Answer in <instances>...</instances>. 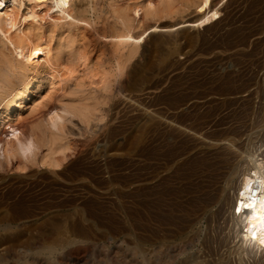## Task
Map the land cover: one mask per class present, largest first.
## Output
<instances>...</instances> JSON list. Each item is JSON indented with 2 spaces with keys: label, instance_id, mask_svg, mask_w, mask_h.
I'll list each match as a JSON object with an SVG mask.
<instances>
[{
  "label": "rangeland",
  "instance_id": "1",
  "mask_svg": "<svg viewBox=\"0 0 264 264\" xmlns=\"http://www.w3.org/2000/svg\"><path fill=\"white\" fill-rule=\"evenodd\" d=\"M224 1L218 5V8L220 7V9H222V11H220L219 18L215 19V21H213L211 24L209 23L207 25H203V26H199V27H192L193 30L190 27H183V28L176 29L177 25H181V23L183 24V22H187V21H191L192 19L193 20L196 19L195 14H193L194 12L191 13L193 11V9L189 10V12L184 11V13L183 12L177 13L175 11V12H173V14L175 13L174 15L171 13V15H169L167 18L166 17L163 18V16H160V19H159V17H154L151 14H149V17L147 18L146 16L150 12L147 9L145 10V8H146L145 7V1L144 0L137 1L138 5H140L141 7L142 6L144 7V9H141V11H140L141 13L139 14V16L142 14L140 16L141 18H139L142 20H140V23L137 24L138 27H136V28H139V30L138 29L136 30L137 32H140V31L142 32L145 28H147L148 25L151 26L153 24V22H154V24H157V25H161L163 23L162 25H164V26H168V25L171 26L170 24H173V26H174L173 29H175L177 31L175 32V30H171L172 32L171 31H165V32H159V33L158 32L157 33L156 32L151 33L150 36L147 37L145 42H144L145 46L142 45L143 43L140 44V48L136 54V57H134L132 59V61L129 62L130 64L128 63V65H127L128 67L126 66L125 70L126 71L128 70V71L126 72L124 70L123 73L121 72L122 74L118 73L117 58H116L117 56H116V52L114 50L113 44L112 45L110 44L111 41H110V38H108L109 34H110L109 31L106 29L105 26H104L105 28L103 27L104 24H103L102 20L99 19L100 21H98L97 19H95V15H93L92 13H90V14L88 13L86 15V20H88V24H86V26L84 25V28L86 27L85 32H84V28L82 29V31L81 30L79 31L80 34L78 33V31L76 32V34H75L76 39L74 42L75 43L79 42V44L74 43L75 46H73V47H75L74 48L75 50L78 48L77 51H79V47H80L83 54L86 53V57H87L86 62L89 63L87 65H88L90 70H88L87 68H85L83 66L78 67L79 69H77V71H78L77 75H78L79 79H78V77H76L78 80V81L76 80V82H78L77 84L79 86L77 88H80V89L84 88L83 90H88V88L90 86L88 82L91 80L92 76L93 75L95 76V75L99 74L100 72H102V71H100L101 69H98L99 67L97 68L98 64L102 60H105L107 63L106 64L107 67L109 65V68H107V70H108V72H110L109 75H111L110 77L112 78L111 79L112 80V88L114 89L112 91L114 92V96H113L114 98H111V100L113 99V101L109 100V101H107L108 103L106 102V104L103 106V109H104L103 117H102L101 121H99L97 123L94 121H91L92 123L89 122L88 124L84 125V123L79 122L80 119L78 117H77L78 118L77 119L74 116L72 117L70 115H64L63 120H66V121H63L65 123L62 122L60 124L62 126H65V127H63L65 129L61 128L62 126L60 125L61 130L59 128H57L59 130L55 131V132L57 133V132L61 131L60 133H62V134L65 133V135H64L65 137L62 134L59 135L60 133L59 134L57 133L59 136H61V137H57L55 139L56 141H57V139H61V141L59 140L56 143V141L54 140L57 146L54 143V144H50L52 147L54 146L53 148H51L50 145L47 148L40 147L39 151L38 150L35 151L36 153H35L34 160H30L28 162H25L19 156H12L10 158H6L5 156L3 157L1 155L2 153L0 152V264H30L35 259V257H37L36 259H38L39 264H47V262L49 263V261L51 264H54L55 261H63V262L67 261L66 262L67 264H109L106 261L104 263V260H106L107 257L113 258L114 256H117V258L120 259V260L118 259L119 262H121V263L126 262V260H127L126 263H129V264H142L143 262L141 260H144L143 258L146 259L148 257L147 258L148 260H146L149 262L148 264H157L158 263L157 261H159V259H157V257L155 256V253H154L156 249L157 250L160 249L161 251L163 250L161 253V254H163V256L160 255L158 257H160V258L164 257L165 259L167 258V260L170 259L168 261H171V262H168L164 258H163L164 260L161 259L163 262L167 261L166 263H168V264L169 263L170 264H183V263L184 264H186V263L187 264L188 263L189 264H191V263L192 264H199L201 262L200 260L202 259L201 257H203V256H205L209 259L208 260L206 258V260H205V258H203L206 261L205 263H208L210 261V263L214 264V262L216 260L222 258L224 255L227 256L230 264H235V261L238 257L232 256L231 254H228L229 244H227V247H226V239L228 238L227 236H229L228 234H230V232H229L230 231V228H229V225H230L229 222L230 221H228L229 219H227L228 218L227 213L225 212L226 209L224 210L222 208V204H223L222 201L212 204V202H213L212 196H214V194L209 191V189L215 188V189H212L213 191L212 190L211 191L215 192V194H216L217 190L219 189L218 186H220V185L222 186V184H223L222 183L223 181H221V180H223L222 178L224 177V179H225V177L226 178L230 177V175L233 172V167L230 164V162H228V164H227L225 160H222V157H221V160L219 159L218 153H216L217 150L215 149V147L210 146V148L212 147L210 149L209 147H206L205 144L213 143L214 140L215 141L216 140L221 141L222 137H223V138H226V140H224V139L222 140L224 143H227V142L231 143V144L235 145V147L242 152H246V153L255 152V153H257L259 159L264 157V71H263V69H264V0H256L257 3L255 2V0L254 1L253 0H250V1L249 0H237V1L234 0L235 3L230 5V7H227V9H223V6H220L223 3H225ZM254 6H256L257 8ZM143 10L147 11L146 16L143 14V13H145V11H143ZM142 11H143V13H142ZM143 15H144V17H142ZM187 15L189 18H187ZM169 17H170V20L168 19ZM171 17L173 18L172 20H171ZM174 17H176V18H174ZM156 18L160 21L156 20ZM144 19H145V21H144ZM148 19H151V20H148ZM187 19H189V20H187ZM150 21H152V22H150ZM155 21L157 23H155ZM167 21H169L170 23ZM144 22H145V24H147V23H149V24L146 26L144 24ZM95 23H97L98 25ZM165 23H166V25H165ZM176 23H178V24H176ZM211 25H214L213 26L214 28ZM100 27L101 28L103 27L104 29L103 28L101 29ZM143 27H144V29L141 30V28H143ZM102 30L103 31L105 30V32H102ZM180 33H182L183 35ZM77 34H79L81 36H79V35L77 36ZM100 34H102L103 36ZM146 34H144V36H143L144 38L146 37ZM165 34H167V35H165ZM168 34L170 37L168 36ZM174 34L176 35V37H174ZM156 35H157V37H156ZM167 37H169V38L167 39ZM81 38H83V41H81ZM85 38H87V39H85ZM149 38L150 39L152 38L151 39L152 41L149 40ZM154 40L155 41L157 40V41L155 42ZM80 41L82 43L84 42L83 46H82ZM148 41H150V42H148ZM159 41H161V42H159ZM168 42H169V44H168ZM230 42H232V43H230ZM86 43H87V45H86ZM145 43H147V44H145ZM108 44H110V45H108ZM153 44L154 45L156 44V45L154 46ZM77 45L78 46L80 45V46L77 47ZM84 45H86L85 48H87V49H84ZM255 45H256V47H255ZM141 48H143V49H141ZM154 48H155V51L157 49L158 50L160 49V50L159 51L157 50V52L154 53ZM81 50L79 52H81ZM113 51H114L115 55H114ZM67 52L68 51H66V53ZM87 52L89 55L87 54ZM162 52H163V57L161 56ZM66 53H64V55H63L64 57H66ZM157 54L160 56H158ZM101 56H102V59H101ZM155 56L156 57L158 56V58H157L158 61L156 60ZM160 57H162L163 61L164 60L166 61V63H165L166 66H163L164 67L163 69H161L162 67H160V66L159 67H153L154 65L158 66V63L163 62ZM88 58L91 61H94L93 62L94 64L90 60H88ZM98 58H100V59H98ZM139 59H141V60L138 61ZM169 59L171 61H169ZM258 59H260V61ZM154 61H157V62H154ZM159 61H161V62H159ZM250 61H252V62L250 63ZM152 62H154V63H152ZM148 63H150L152 66L149 64L150 66L148 67ZM155 63H157V64H155ZM90 64H92V65L90 66ZM168 64L170 67L168 66ZM248 64H250V65H248ZM94 65H95V67L92 68V66H94ZM144 66H147V69ZM150 67L153 68V70L150 69ZM256 67H258V68H256ZM130 68H133V69L135 68L136 70H138L139 73H142V74L144 73L147 77L150 76V77H148L149 79L146 78L148 82L145 81V82L139 83L138 86L135 87L136 89L131 88L130 83H132L134 80L132 79L133 78L132 74L130 76L131 79L129 77V75H130L129 73H131L130 71L133 70ZM158 68H160L161 70L160 69L158 70ZM109 69H111V70H109ZM145 69L148 71H145ZM165 69H167V70H165ZM91 70L93 71L94 74L92 73ZM251 70H252V72H251ZM111 72H112V74H111ZM238 72H240V74ZM126 73L129 74V75L127 74L128 77H127ZM123 74L126 75V78H125V75H123ZM214 75H218V76H214ZM227 75H229V76H227ZM234 75L235 76L237 75V76L235 77ZM121 76H124V78H122ZM151 77H153V78H151ZM226 77L227 78L229 77V78L227 79ZM94 79H97V77L96 78L94 77ZM131 80H133V81L131 82ZM79 82L82 83V85L79 84ZM122 82H123V84H125V82H126V84L123 85ZM222 82L223 83L225 82V83L223 84ZM71 83H69V85H72ZM119 84L120 85L122 84L121 86H123V88ZM127 84H129V85H127ZM232 85L235 87H233ZM86 86H87V88H86ZM126 86L127 87L130 86V87L125 88ZM145 86H146V88H145ZM219 86H220V88H219ZM138 87H139V89H138ZM194 87H195V89H193ZM233 88H235V89H233ZM118 89H122V92L120 90V92L117 93L116 91ZM134 90H136V91L134 92ZM66 93L67 94H65L64 95L65 97H64V96H62L61 92L59 91L56 94V97L59 96L58 99L63 100L61 103L64 102L65 104H70L71 100H69V98L71 97L74 100L75 96L72 97L70 90H68V89H66ZM59 94H61V95H59ZM128 94H129V96H128ZM224 95H226V96H224ZM231 95H232V97H231ZM115 96H116V98H115ZM173 96L176 98H174ZM127 97H132V98H130L131 100H129V98H127ZM202 97H203V100H202ZM168 98H169V100H168ZM64 99H66V101ZM77 99H78V97H76V100ZM179 99H181V101ZM201 101H203V102H201ZM206 102H208V103H206ZM145 103H147V104H145ZM202 103L203 104L205 103V104L203 105ZM207 104H209V105H207ZM213 104H215V105H213ZM217 104H218V106L216 107ZM145 105H147V106H145ZM206 105H207V107H206ZM108 107H110V108H108ZM148 109H149V111H148ZM193 110H195V111H193ZM113 111H114V113H113ZM142 111H143V113H142ZM146 112H147V115H149V113H150V115L148 116L149 118H150V116L151 117L153 116L152 118H150V120H149V118H147V115H145ZM194 113H196L197 115ZM123 114H124V116H123ZM156 114H158V115H156ZM189 115H190V117H189ZM28 116H26V117H28ZM126 116H127V118H126ZM154 116H155L156 120H155ZM182 116H183V118H182ZM202 116H204V117H202ZM144 117H145V119H144ZM193 117H195L196 119ZM130 118H131V120H130ZM153 118L155 121L153 120ZM199 118H200V120H199ZM172 119H175V120H172ZM129 120H130V122H129ZM157 120L158 121L161 120V121L156 124ZM187 120H188V122H187ZM194 120H196V121H194ZM216 121H218V122H216ZM148 122H150V123L155 122L154 126L149 127V131H148V129H146L147 127H145L146 126L145 124ZM175 122L177 124L178 123L179 124L177 125ZM189 123H191V124H189ZM212 124H214V126ZM89 125H90V127H89ZM143 125H144V127H141ZM179 126H181V128H179ZM202 126H203V128H202ZM86 127H87V130H85ZM167 127H168V129H167ZM66 128H68V129H66ZM135 128H136V130H135ZM139 128H141V129H139ZM112 129H114L115 131ZM161 129H163V131ZM217 129H219V130H217ZM67 130L73 131L75 133L73 134V132H72L73 136L70 135V133L66 134ZM106 130H109V131H106ZM80 131H81V133H80ZM85 131H88V132L86 133ZM113 131H114V135H113ZM145 131H148V132H146V134H149L148 136L145 135V133H144ZM94 132L95 133L97 132V133L95 134ZM115 132H117L116 136H115ZM227 132H229V133H227ZM78 133H79V135H78ZM83 133L85 135H83ZM135 133H136V135L134 136L135 137L134 138L132 135H134ZM106 134H107V136H106ZM140 135L143 136L142 140H141L142 142L141 141L138 142L137 145L140 148L139 147L137 148V146L135 145L136 144V138L139 137ZM214 135L215 136L217 135L216 137L218 139ZM9 136H11V135H9ZM150 136H152V138ZM208 136L211 139H209ZM162 138H163V140H162ZM230 138H231V140L228 141V139H230ZM131 139H134L135 141L131 140ZM180 139H181V141H180ZM212 139H213V141H212ZM147 142H148V144H147ZM153 142H155V143H153ZM234 142H235V144H234ZM184 143H185V145H184ZM152 144H155V145H152ZM207 146H209V145H207ZM237 146H239V147H237ZM249 146H250V148H249ZM56 148L58 149L57 151H56ZM135 148H137L138 150ZM196 148H198V149H196ZM204 148H206V149H204ZM213 148H214V150H212ZM46 149L47 150L52 149L51 151H53V152L49 151L51 154L50 153L48 154L46 152L47 151ZM180 149H181V151H180ZM208 150L213 151V152H211L213 155L210 152H208ZM163 151L165 154L164 153L162 154ZM155 153H158V154L155 155ZM52 154H54V155H52ZM171 154H173V155H171ZM186 154H187V156H186ZM45 155H46V157H45ZM49 155H52L53 157L49 156ZM146 156H147V158H146ZM183 156H185V157H183ZM213 156L215 157L214 159H213ZM47 157H49L48 158L49 160L47 159ZM50 157L54 159L53 162L57 166L53 163L50 164V160H51ZM172 157H174L176 160ZM216 157L218 158V160ZM87 159L89 160V162ZM133 159H134V161H133ZM159 159H160V161H159ZM163 159H164V161H163ZM43 160L45 162H43ZM193 160H194V162H193ZM197 160L200 161V164L198 163L199 167H197V165H196L197 164L196 162H198ZM219 160H220L221 164H224V163L225 164L221 165ZM32 161H34V162H32ZM201 161L203 163H201ZM210 161H215V164L219 165V167L215 164H213L215 166L211 165L213 162H210ZM187 162H189V163H187ZM208 162H210V163H208ZM34 163L35 164L37 163V164L35 165ZM185 163H187V164H185ZM47 164L49 166H47ZM153 164H155V165L153 166ZM189 165H191V166H189ZM203 166L205 168L208 167L209 169L211 166L215 167L213 169L211 168L212 170H210V172L211 171L213 172V173L211 172V176L213 174L216 177H218V176H223V177L222 178L219 177L221 179L220 180L218 178L216 179L213 176V178L215 179L214 180L209 175L210 174L209 169H205V170H208V171H205ZM220 166H222V167H220ZM226 167H227V169L225 170ZM95 168H97V169H95ZM196 168H197V172L194 170ZM199 168H201V170H198ZM219 168L221 171H219ZM88 169H89V171H88ZM202 169L205 172L202 171ZM230 170H232V172ZM55 171H57V172H55ZM66 171H67V173H65ZM198 171L200 173H202V175ZM214 171H216V174H214L215 173ZM217 171H219V173ZM52 172L55 175H52L53 174ZM80 172H81V174H80ZM223 172H224V175L222 174ZM92 173H93V175H92ZM134 173L135 174L137 173V174L135 175ZM169 173H170V175H169ZM196 173H198L197 177H199L201 179L197 178L194 175ZM207 173H209V174H207ZM228 173H230V174H228ZM220 174H222V175H220ZM227 174H228V177L226 176ZM89 175H90V177H89ZM185 176L188 179V181H187V179H185ZM44 177H45V179H44ZM67 177H69V178H67ZM189 177H191V179ZM66 178H67V180H66ZM165 178H167V179H165ZM203 178H204V180H202ZM210 178H211V181H209ZM239 178L240 177L238 174L231 181V187L232 188L229 190V193H228L229 196L233 195L234 192L236 191ZM111 180L113 182H111ZM162 180H163V182H162ZM194 180H196L195 186L193 185L194 183H192V182H194ZM200 180L203 181V184H201L202 181H200ZM212 180H214V181H212ZM95 181L100 182V184L95 182ZM207 181L212 184V185L210 184L211 188H210ZM119 182L121 184H119ZM142 182H144V183H142ZM213 182H215V183H213ZM216 182L217 183L219 182L218 185L216 184ZM199 183L203 187H205V186L206 187L202 188V186L199 185ZM204 183L205 184L207 183V185H204ZM40 184H42V185H40ZM48 184L50 186L53 185L52 188L49 187ZM214 184H216V187H212V186H215ZM198 185L201 187H199ZM46 186H48L50 188L51 192L49 190H47L48 187L46 188ZM172 186H174V187H172ZM186 186L188 189L186 188ZM191 186H193V187H191ZM196 186L199 188L197 189ZM68 187H70V188H68ZM225 187H226V189L228 188L227 185ZM53 188H54V191H53ZM185 188L187 190H185ZM190 188H191V190H190ZM194 188H195V190H194ZM216 188H217V190H216ZM38 189H39V191H38ZM44 189L46 190L45 193H44V191H45ZM204 189L206 191L208 190V193H207L208 195L206 194V191ZM57 190H59V191H57ZM102 190H104V191H102ZM130 192H131V194H130ZM197 192H198V196H200V197L197 196ZM41 193H44V194H41ZM47 194H50V195H47ZM166 194H171L172 196L171 195L168 196ZM202 194H203V196H201ZM205 194L207 195L208 198L205 197L206 196ZM209 194L211 195V197ZM176 195H178V196H176ZM194 195H195V198H193ZM34 197H36V198H34ZM160 197L163 199L160 200ZM201 197L206 198V199L202 200ZM40 199H41V201H40ZM186 199H187V201H186ZM200 199L203 201L204 204L201 201H199ZM22 200H24V201H22ZM26 200H28V201H26ZM169 200H170V202H168ZM188 200H190V201H188ZM206 200H207V203H206ZM60 201H61V203H60ZM191 201H193L194 205L192 204ZM171 202H173L175 204H173ZM188 202L191 204L188 205L187 204ZM199 202H200V204H199ZM52 203H54V204H52ZM146 203H148V204H146ZM151 203H153V204H151ZM168 203L170 205H168ZM208 203H211L212 206L209 205ZM29 204H30V206H29ZM198 204L200 207L199 210L202 212H200L198 210V208H199V207H197ZM42 205H44V206L42 207ZM145 205H147V206H145ZM178 205H179V207H178ZM183 205H185V206L188 205L187 206L188 208L186 207L184 209L188 210L186 212H188L189 214L185 213V211L183 209V207H185V206H183ZM206 205L208 207L206 210H204ZM17 206H19V207H17ZM20 206H22V207H20ZM169 206H171V209L169 208ZM174 206H176L175 207L176 210L178 207L177 211L175 209L174 210L172 209V207L174 208ZM189 206H191V207L195 206L196 208L195 207L191 208ZM25 207H27V208H25ZM146 207L148 209H146ZM167 208L169 210H167ZM179 209H181V210H179ZM190 209H192L191 210L192 215H195L196 211H197L198 216L197 215L192 216L189 212ZM193 210H195V211H193ZM203 210L205 211V213L203 212ZM28 211H30V212H28ZM35 211L37 212V214ZM170 211H173V212L171 213ZM146 212H148V213H146ZM162 213H164V214L167 213V214H165V216H164V214H162ZM198 213H200V214L204 213V214L199 215ZM183 214L186 215V217ZM213 214H214V216H213ZM5 215L6 216L8 215L7 216L8 219L6 218ZM166 215H167V217H170L173 220H170V218H166ZM172 215H174L175 217L173 218ZM181 215H183L184 217ZM189 215H191L190 217L191 218L193 217L194 219L192 218L193 219L192 220L189 217ZM51 216H53V217L51 218ZM131 216H133V217H131ZM154 216H156V217H154ZM187 216L189 217V219ZM23 217H25V218L23 219ZM196 217H197V219L199 217L200 218L198 220H196ZM50 218L51 219L54 218L56 220L53 219L52 220L53 222H52V221H49V220H51ZM160 218H162V219H160ZM179 218H181V219H179ZM168 219H169V221H168ZM44 220L46 222L49 221V222H47L48 224L42 223V222H45ZM119 220H121V221H119ZM191 220L192 221L195 220L194 221L195 223L193 222V225L191 224L192 223ZM184 221H186V222H184ZM50 222H52L51 223L52 225H50ZM169 222H170V224H168ZM53 223H54V225H53ZM104 223L105 224L107 223V224L105 225ZM44 224L50 226V228L48 226L44 227L45 226ZM205 225H206V227H205ZM39 226H42V228H43V229L40 228L41 231H43L44 228L48 229V230H44L43 233H40V230L38 228ZM56 226L58 227V229L57 228L53 229ZM188 226L190 228H188ZM224 226L226 228H223ZM35 227H37V228H35ZM109 228H111V229H109ZM179 230H181V231H179ZM180 232H181V234H180ZM224 232H226V233H224ZM168 233H170L172 235H170ZM193 234H195V235H193ZM192 236H194V237H192ZM139 237H140V239H139ZM142 237H144V238L142 239ZM189 237H191L193 240L191 238L189 239ZM146 239H148V240H146ZM202 239H204V240H202ZM180 240H182V241H180ZM222 240L223 241L225 240V241L223 242ZM175 241H177V242H175ZM186 241L189 243H187ZM170 244L174 245V246H171ZM126 245H127V247H126ZM135 245H137L141 249L140 251H142V252L140 253V256L138 255V257H136V258L135 257L132 258V257H130L131 253H130V250H128V249H130L131 247H135ZM160 245H162V246H160ZM183 245L185 248L183 247ZM47 248L48 249L49 248H56L57 252H55L54 254L49 256L47 250H45ZM172 248H173V250H172ZM182 249H183V252H182ZM225 249H227V250H225ZM120 250H121V252H120ZM177 250L178 251L181 250L180 251L181 253H179ZM195 250H196V252H195ZM17 251H19V252L17 253ZM20 251H22V252H20ZM36 251L37 252L43 251L45 253L42 252L40 256H35L34 253H36ZM122 251H123V253H122ZM169 252L171 253V255H169L170 254ZM193 252H194V254H193ZM174 253H178L177 254L178 256L175 257L176 254H174ZM198 253L200 254V256ZM173 254H174V256H173ZM192 254L193 255L196 254L197 256L195 255L196 256L195 257ZM20 255H21V257H20ZM118 255H119V257H118ZM213 255H214V257H213ZM229 255H231V257ZM184 256L187 260H185ZM186 256H188V257H186ZM225 256H224V258H225ZM194 257L195 258L200 257L201 258L199 260L200 262L198 261L199 263H197V260L199 258H197V260H196V259H194ZM121 258H123V260L124 259L125 260L123 261V260H121ZM182 258H183V260H182ZM211 258L213 260H210ZM171 259H173V260H171ZM203 259H202V263L204 261ZM30 260H32V261H30ZM52 260H54L53 263H52ZM188 260H189V262H187ZM132 261H134V262H132ZM126 263H123V264H126Z\"/></svg>",
  "mask_w": 264,
  "mask_h": 264
},
{
  "label": "bare ground",
  "instance_id": "2",
  "mask_svg": "<svg viewBox=\"0 0 264 264\" xmlns=\"http://www.w3.org/2000/svg\"><path fill=\"white\" fill-rule=\"evenodd\" d=\"M139 1V0H137ZM136 0H0V152L2 153L1 155L6 158H10L12 156H19L21 159H23L25 162H28L30 160H34L35 157V151L40 149V147H45L47 148L50 144H54L55 143V139L57 137H61L59 135H61L62 133L60 132H55L58 131L60 129V123H62L63 121V116L64 115H70V116H74L75 118H79L80 119V123H84V125L88 124L91 121L94 122H99L101 121L103 114H104V109L103 106L106 104L107 101L111 100V98H114V92L112 90H114L112 88V78L110 77L111 75H109L110 72H108L107 68H109V65L107 67V63L105 60H100L101 62L98 64L97 68L101 69L100 72L99 70V74L97 75H93V71H92V78L91 80L88 82L89 83V88L88 90H83L84 88H77L79 85L77 84L78 82H76L78 77V71L77 69H79V66H83L85 68H87L88 70L89 67L86 62V53L83 54L82 50L80 49V45L77 47H79V51L81 50V52L77 51V49L75 50L73 46H75V44H79V42H74L76 39V32L81 30L84 28V25L86 26V24H88V20H86V15L89 13H92L93 15H95V19H97L98 21L102 20L103 22V27L105 26L106 29L109 31V37L110 41H111V45L113 44L114 50L116 52V58H117V67H118V73L122 74L123 71L126 69V66L128 65L129 62L132 61V59L134 57H136V54L140 48V44L143 43L142 45H144V42L146 40L147 37L150 36L151 33L154 32H165V31H171V30H175L173 29L174 26L173 24H170L171 26H164V25H157V24H153L151 26H149L147 24H144L147 26V28L144 29L141 28V30H143L141 33L137 32L136 30L139 28L138 27V23H140L139 19L141 18L139 14L141 13V9H144V7L142 8L140 5H138ZM145 1V10L147 9L150 13H148V15L146 16L147 11H145V13H142L148 18L149 14H151L154 17H159L163 16L164 17H168L169 15H171V13L173 14V12H189V10L193 9V11L191 13L195 14V20H191V21H187V22H183V24L181 23V25H177V28H183V27H190L192 29V27H199V26H203V25H207V24H211L213 21H215V19L219 18V14L220 11H222V9H220V7L218 8V5L223 2L224 0H144ZM237 1V0H236ZM250 1V0H249ZM254 1V0H253ZM225 3H223L220 6H223V9H227V7H230V5L234 4L235 1L233 0H225ZM239 2V1H238ZM256 2V0H255ZM254 2V3H255ZM261 2V1H260ZM140 3V2H139ZM144 3V2H143ZM257 3V2H256ZM141 4V3H140ZM253 4V3H252ZM259 4V3H258ZM254 5V4H253ZM237 6V5H236ZM234 7V6H233ZM256 7V6H254ZM257 8V7H256ZM188 10V11H187ZM233 10V9H232ZM175 14V13H174ZM173 14V15H174ZM180 14V13H179ZM144 15L142 17H144ZM182 15V14H181ZM184 16V15H183ZM151 17V16H150ZM153 17V18H154ZM173 17V16H172ZM171 17V20L173 19ZM176 18V17H174ZM184 18V17H183ZM187 18L188 15H187ZM90 19V18H89ZM100 19V20H99ZM139 19V20H138ZM170 20V17L168 18ZM191 19V18H190ZM151 20V19H148ZM156 20H158L156 18ZM177 20V19H176ZM179 20V19H178ZM184 20V19H183ZM189 20V19H187ZM92 21V20H91ZM97 21V22H98ZM139 21V22H138ZM145 21V19H144ZM154 21V20H153ZM160 21V20H158ZM162 21V20H161ZM230 21V20H229ZM228 21V22H229ZM152 22V21H150ZM169 22V21H167ZM166 22V23H167ZM176 22V21H175ZM178 22V21H177ZM181 22V21H180ZM219 22V21H218ZM91 23V22H90ZM155 23H157L155 21ZM165 23V25H166ZM170 23V22H169ZM172 23V22H171ZM97 24V23H95ZM100 24V25H101ZM143 24V23H142ZM178 24V23H176ZM175 24V25H176ZM92 25V24H91ZM98 25V24H97ZM99 25V26H100ZM216 25V24H215ZM88 26V25H87ZM212 27L214 25H211ZM97 27V26H96ZM102 27V28H103ZM104 27V28H105ZM206 27V26H205ZM218 27V26H217ZM86 28V27H85ZM85 28H84V32H85ZM94 28V27H93ZM101 28V27H100ZM101 28V29H102ZM103 28V29H104ZM136 28V29H135ZM189 28V29H190ZM214 28V27H213ZM105 29V30H106ZM186 29V28H185ZM190 29V30H191ZM105 30L102 32H105ZM181 30V29H180ZM189 30V31H190ZM193 30V29H192ZM219 30V29H218ZM149 31V32H148ZM177 30H175L176 32ZM83 32V33H84ZM148 32V33H147ZM172 32V31H171ZM107 33V32H106ZM147 33V34H146ZM184 33V32H183ZM80 34V33H79ZM77 34V36L79 35ZM89 34V33H88ZM144 34H146V37L144 38ZM182 34V33H180ZM91 35V34H90ZM102 35V34H100ZM158 35V34H157ZM156 35V37H157ZM167 35V34H165ZM178 35V34H177ZM183 35V34H182ZM244 35V34H243ZM81 36V35H79ZM85 36V35H84ZM103 36V35H102ZM169 36V34H168ZM181 36V35H180ZM86 37V36H85ZM152 37V36H151ZM154 37V36H153ZM170 37V36H169ZM167 37V39L169 38ZM174 37H176V35L174 34ZM184 37V36H183ZM227 37V36H226ZM80 38V37H79ZM94 38V37H93ZM166 38V37H165ZM164 38V39H165ZM186 38V37H185ZM250 38V37H249ZM87 39V38H85ZM152 39V38H151ZM149 38V40H151ZM242 39V38H241ZM244 39V38H243ZM79 40V39H78ZM95 40V39H94ZM227 40V39H226ZM81 41H83V38H81ZM80 41V42H81ZM85 41V40H84ZM102 41V40H101ZM109 41V42H110ZM152 41V40H151ZM155 41V40H154ZM157 41V40H156ZM155 41V42H156ZM225 41V40H224ZM150 42V41H148ZM147 42V43H148ZM161 42V41H159ZM222 42V41H221ZM262 42V41H261ZM75 43V44H74ZM88 43V42H87ZM86 43V45H87ZM91 43V42H90ZM103 43V42H102ZM145 43V44H147ZM171 43V42H170ZM189 43V42H188ZM232 43V42H230ZM82 46L84 44V42L82 43ZM108 44V45H110ZM169 44V42H168ZM229 44V43H228ZM235 44V43H234ZM259 44V43H258ZM86 45H84V49ZM154 45V44H153ZM156 45V44H155ZM154 45V46H155ZM160 45V44H159ZM220 45V44H219ZM226 45V44H225ZM232 45V44H231ZM240 45V44H239ZM145 46V45H144ZM162 46V45H161ZM188 46V45H187ZM237 46V45H236ZM142 47V46H141ZM157 47V46H156ZM159 47V46H158ZM256 47V45H255ZM83 49V48H82ZM83 49V50H84ZM143 49V48H141ZM162 49V48H161ZM232 49V48H231ZM112 50V49H111ZM158 50V49H157ZM157 50L155 51L154 48V53L157 52ZM160 50V49H159ZM158 50V51H159ZM66 51H68L66 53ZM162 51V50H161ZM165 51V50H164ZM227 51V50H226ZM229 51V50H228ZM231 51V50H230ZM257 51V50H256ZM85 52V51H84ZM64 53H66V57H64ZM107 53V52H106ZM109 53V52H108ZM114 53V51H113ZM165 53V52H164ZM88 54V52H87ZM102 54V53H101ZM142 54V53H141ZM144 54V53H143ZM89 55V54H88ZM115 55V53H114ZM140 55V54H139ZM138 55V56H139ZM158 55V54H157ZM109 56V55H108ZM160 56V55H158ZM158 56L156 57V60L158 61ZM163 57V52L162 55ZM169 56V55H168ZM100 57V56H99ZM142 57V56H141ZM162 57H160L162 59ZM165 57V56H164ZM252 57V56H251ZM250 57V58H251ZM90 58V57H89ZM88 58V60H90ZM149 58V57H148ZM231 58V57H230ZM234 58V57H233ZM100 59V58H98ZM102 59V56H101ZM138 59V58H137ZM160 59V60H161ZM221 59V58H220ZM235 59V58H234ZM87 60V61H88ZM114 60V59H113ZM141 59H139L138 61H140ZM149 60V59H148ZM151 60V59H150ZM229 60V59H228ZM241 60V59H240ZM249 60V59H248ZM260 61V59H258ZM91 61V60H90ZM89 61V62H90ZM99 61V60H98ZM153 61V60H152ZM154 61V62H157ZM163 61V59H162ZM169 61H171L169 59ZM218 61V60H217ZM257 61V60H256ZM255 61V62H256ZM92 63L94 61H91ZM96 62V61H95ZM113 62V61H112ZM152 62V63H154ZM161 62V61H159ZM252 61H250L251 63ZM166 61L164 60L161 63H158V66H153V67H162L161 69H163V66L165 65ZM168 63V62H167ZM220 63V62H219ZM94 64V63H93ZM130 64V63H129ZM140 64V63H139ZM150 63H148V67L151 65H149ZM157 64V63H155ZM160 64V65H159ZM216 64V63H215ZM92 64H90L91 66ZM96 65V64H95ZM92 66L93 67H95ZM250 65V64H248ZM111 66V65H110ZM152 66V65H151ZM169 66V64H168ZM128 67V66H127ZM133 67V66H132ZM147 69V66H144ZM170 67V66H169ZM253 67V66H252ZM84 68V69H85ZM116 68V67H115ZM258 68V67H256ZM86 69V70H87ZM96 69V68H95ZM133 69V68H130ZM145 71H148L146 70ZM150 69L153 70V68L150 67ZM160 68H158L159 70ZM160 69V70H161ZM111 70V69H109ZM155 70V69H154ZM167 70V69H165ZM259 70V69H258ZM261 70V69H260ZM85 71V70H84ZM90 71V72H91ZM95 71V70H94ZM117 71V70H116ZM115 71V72H116ZM126 71V70H125ZM128 71V70H127ZM126 71V72H127ZM264 71V69H263ZM88 72V71H87ZM122 72V73H121ZM131 73H126V75L128 74L129 77L131 76V74L133 75V80H131L132 83H130L131 88H135L138 86L139 83L145 82L147 81L146 78L150 77V76H146L144 73V76L142 73H139L138 70H136L135 68L130 71ZM151 72V71H150ZM153 72V71H152ZM252 72V70H251ZM255 72V71H254ZM89 73V72H88ZM96 73V72H95ZM114 73V72H113ZM158 73V72H157ZM162 73V72H161ZM221 73V72H220ZM224 73V72H223ZM240 74V72H238ZM237 73V74H238ZM112 74V72H111ZM234 74V73H233ZM89 75V74H88ZM125 75V74H123ZM125 75V78H126ZM127 75V77H128ZM224 75V74H223ZM232 75V74H231ZM154 76V75H153ZM214 76H218V75H214ZM229 76V75H227ZM235 76V75H234ZM237 76V75H236ZM235 76V77H236ZM94 77L97 79H94ZM122 78H124V76H121ZM220 77V76H219ZM231 77V76H230ZM234 77V78H235ZM244 77V76H243ZM153 78V77H151ZM227 78V77H226ZM229 78V77H228ZM227 78V79H228ZM79 79V77H78ZM131 79V77H130ZM149 79V78H148ZM236 79V78H235ZM121 80V79H120ZM127 80V79H126ZM209 80V79H208ZM234 80V79H233ZM245 80V79H244ZM78 81V80H77ZM153 81V80H152ZM211 81V80H210ZM224 81V80H223ZM226 81V80H225ZM229 81V80H228ZM72 82V83H71ZM127 82V81H126ZM125 82V84H126ZM130 82V81H129ZM148 82V81H147ZM214 82V81H213ZM217 82V81H216ZM246 82V81H245ZM69 83H71L72 85H69ZM180 83V82H179ZM223 83V82H222ZM225 83V82H224ZM223 83V84H224ZM249 83V82H248ZM79 84L82 85V83L79 82ZM85 84V83H84ZM116 84V83H115ZM123 84V82H122ZM121 84V85H122ZM123 84V85H125ZM156 84V83H155ZM208 84V83H207ZM206 84V85H207ZM120 85V84H119ZM120 85V86H121ZM129 85V84H127ZM141 85V84H140ZM178 85V84H177ZM84 86V85H83ZM119 86V87H120ZM129 86V87H130ZM151 86V85H150ZM153 86V85H152ZM157 86V85H156ZM203 86V85H202ZM209 86V85H208ZM233 86V85H232ZM231 86V87H232ZM67 87V88H66ZM123 88V86H121ZM129 87H125V88H129ZM235 87V86H233ZM87 88V86H86ZM85 88V89H86ZM124 88V89H125ZM130 88V89H131ZM146 88V86H145ZM206 88V87H205ZM220 88V86H219ZM225 88V87H224ZM229 88V87H228ZM247 88V87H246ZM66 89L70 90V93L73 96H75L74 100L71 98H69V100H71L70 104H65L64 102L61 103L63 100H59L56 94L60 91L62 96H64L66 93ZM136 89V88H135ZM139 89V87H138ZM172 89V88H171ZM195 89V87L193 88ZM235 89V88H233ZM122 89H118L116 92L119 93ZM142 90V89H141ZM153 90V89H152ZM232 90V89H231ZM131 91V90H130ZM136 90H134L135 92ZM145 91V90H144ZM156 91V90H155ZM171 91V90H170ZM186 91V90H185ZM208 91V90H207ZM236 91V90H235ZM256 91V90H255ZM254 91V92H255ZM178 92V91H177ZM205 92V91H204ZM138 93V92H137ZM180 93V92H179ZM234 93V92H233ZM59 94V95H61ZM149 94V93H148ZM162 94V93H161ZM70 95V94H69ZM242 95V94H241ZM67 96V95H66ZM129 96V94H128ZM152 96V95H151ZM164 96V95H163ZM175 96V95H174ZM173 96V97H174ZM179 96V95H178ZM213 96V95H212ZM217 96V95H216ZM226 96V95H224ZM240 96V95H239ZM65 97V96H64ZM63 97V98H64ZM76 97H78V99L76 100ZM120 97V96H119ZM193 97V96H192ZM198 97V96H197ZM204 97V96H203ZM202 97V100H203ZM232 97V95H231ZM62 98V97H61ZM116 98V96H115ZM129 98V100H131L130 98L132 97H127ZM155 98V97H154ZM157 98V97H156ZM176 98V97H174ZM183 98V97H182ZM181 98V99H182ZM200 98V97H199ZM229 98V97H228ZM242 98V97H241ZM141 99V98H140ZM163 99V98H162ZM181 99H179L181 101ZM192 99V98H191ZM194 99V98H193ZM196 99V98H195ZM212 99V98H211ZM235 99V98H234ZM239 99V98H238ZM66 101V99H64ZM119 100V99H118ZM164 100V99H163ZM169 100V98H168ZM174 100V99H173ZM172 100V101H173ZM113 101V99L111 100ZM116 101V100H115ZM142 101V100H141ZM156 101V100H155ZM160 101V100H159ZM171 101V102H172ZM187 101V100H186ZM205 101V100H204ZM228 101V100H227ZM123 102V101H122ZM137 102V101H136ZM145 102V101H144ZM154 102V101H153ZM170 102V103H171ZM203 102V101H201ZM108 103V102H107ZM143 103V102H142ZM175 103V102H174ZM173 103V104H174ZM181 103V102H180ZM208 103V102H206ZM212 103V102H211ZM225 103V102H224ZM244 103V102H243ZM113 104V103H112ZM147 104V103H145ZM149 104V103H148ZM158 104V103H157ZM166 104V103H165ZM198 104V103H197ZM196 104V105H197ZM203 104V103H202ZM205 104V103H204ZM203 104V105H204ZM245 104V103H244ZM115 105V104H114ZM126 105V104H125ZM134 105V104H133ZM169 105V104H168ZM171 105V104H170ZM209 105V104H207ZM206 105V107H207ZM215 105V104H213ZM227 105V104H226ZM243 105V104H242ZM123 106V105H122ZM147 106V105H145ZM155 106V105H154ZM153 106V107H154ZM157 106V105H156ZM166 106V105H165ZM175 106V105H174ZM218 106V104L216 105V107ZM222 106V105H221ZM112 107V106H111ZM199 107V106H198ZM215 107V108H216ZM225 107V106H224ZM110 108V107H108ZM151 108V107H150ZM175 108V107H174ZM213 108V107H212ZM125 109V108H124ZM218 109V108H217ZM226 109V108H225ZM239 109V108H238ZM106 110V109H105ZM111 110V109H110ZM120 110V109H119ZM128 110V109H127ZM138 110V109H137ZM171 110V109H170ZM133 111V110H132ZM149 111V109H148ZM156 111V110H155ZM161 111V110H160ZM184 111V110H183ZM195 111V110H193ZM206 111V110H205ZM117 112V111H116ZM120 112V111H119ZM158 112V111H157ZM164 112V111H163ZM167 112V111H166ZM179 112V111H178ZM187 112V111H186ZM222 112V111H221ZM228 112V111H227ZM28 113V114H27ZM114 113V111H113ZM143 113V111H142ZM141 113V114H142ZM152 113V112H151ZM161 113V112H160ZM159 113V114H160ZM172 113V112H171ZM192 113V112H191ZM215 113V112H214ZM217 113V112H216ZM245 113V112H244ZM27 114V115H26ZM111 114V113H110ZM155 114V113H154ZM173 114V113H172ZM196 114V113H194ZM207 114V113H206ZM232 114V113H231ZM238 114V113H237ZM28 117H26V116ZM107 115V114H106ZM129 115V114H128ZM143 115V114H142ZM147 115V112L146 114ZM150 115V113H149ZM147 115V118H149ZM158 115V114H156ZM161 115V114H160ZM159 115V116H160ZM163 115V114H162ZM169 115V114H168ZM178 115V114H177ZM192 115V114H191ZM197 115V114H196ZM205 115V114H204ZM219 115V114H218ZM124 116V114H123ZM139 116V115H138ZM158 116V117H159ZM180 116V115H179ZM223 116V115H222ZM153 117V116H152ZM150 116V118H152ZM162 117V116H161ZM168 117V116H167ZM190 117V115H189ZM204 117V116H202ZM246 117V116H245ZM77 118V119H78ZM116 118V117H115ZM127 118V116H126ZM149 118V120H150ZM155 118V116H154ZM153 118V120H154ZM181 118V117H180ZM183 118V116H182ZM195 118V117H193ZM201 118V117H200ZM199 118V120H200ZM210 118V117H209ZM219 118V117H218ZM227 118V117H226ZM236 118V117H235ZM145 119V117H144ZM158 119V118H157ZM160 119V118H159ZM169 119V118H168ZM196 119V118H195ZM213 119V118H212ZM231 119V118H230ZM105 120V119H104ZM111 120V119H110ZM109 120V121H110ZM131 120V118H130ZM129 120V122H130ZM156 120V118H155ZM154 120V121H155ZM175 120V119H172ZM177 120V119H176ZM186 120V119H185ZM125 121V120H124ZM161 121V120H160ZM160 121H156V124ZM164 121V120H163ZM179 121V120H178ZM184 121V120H183ZM196 121V120H194ZM126 122V121H125ZM128 122V123H129ZM185 122V121H184ZM188 122V120H187ZM191 122V121H190ZM193 122V121H192ZM199 122V121H198ZM218 122V121H216ZM215 122V123H216ZM240 122V121H239ZM65 123V122H63ZM92 123V122H91ZM122 123V122H121ZM139 123V122H138ZM141 123V122H140ZM155 123V122H154ZM154 123H144L147 127L146 129H148L149 131V127L154 126ZM176 123V122H175ZM183 123V122H182ZM209 123V122H208ZM229 123V122H228ZM177 124V123H176ZM179 124V123H178ZM177 124V125H178ZM186 124V123H185ZM191 124V123H189ZM219 124V123H218ZM234 124V123H233ZM92 125V124H91ZM95 125V124H94ZM93 125V126H94ZM97 125V124H96ZM99 125V124H98ZM169 125V124H168ZM193 125V124H192ZM214 126V124H212ZM224 125V124H223ZM59 126V127H58ZM62 126V125H61ZM83 126V125H82ZM113 126V125H112ZM188 126V125H187ZM209 126V125H208ZM232 126V125H231ZM65 126H62L61 128H63ZM67 127V126H66ZM84 127V126H83ZM82 127V128H83ZM90 127V125H89ZM96 127V126H95ZM141 127H144L141 126ZM185 127V126H184ZM220 127V126H219ZM59 128V129H57ZM92 128V127H91ZM97 128V127H96ZM100 128V127H99ZM109 128V127H108ZM158 128V127H157ZM179 128H181V126H179ZM186 128V127H185ZM184 128V129H185ZM190 128V127H189ZM194 128V127H193ZM196 128V127H195ZM198 128V127H197ZM203 128V126H202ZM216 128V127H215ZM218 128V127H217ZM65 129V128H63ZM62 129V130H63ZM68 129V128H66ZM80 129V128H79ZM95 129V128H94ZM141 129V128H139ZM164 129V128H163ZM163 129H161L163 131ZM168 129V127H167ZM200 129V128H199ZM213 129V128H212ZM227 129V128H226ZM240 129V128H239ZM61 130V129H60ZM73 130V129H72ZM84 130V129H83ZM87 130V127L86 129ZM114 130V129H112ZM136 130V128H135ZM143 130V129H142ZM165 130V129H164ZM186 130V129H185ZM191 130V129H190ZM209 130V129H208ZM215 130V129H214ZM219 130V129H217ZM65 131V130H64ZM82 131V130H81ZM80 131V133H81ZM93 131V130H92ZM109 131V130H106ZM115 131V130H114ZM114 131H113V135H114ZM145 131V135H149L146 134ZM156 131V130H155ZM161 131V132H162ZM194 131V130H193ZM192 131V132H193ZM200 131V130H199ZM207 131V130H206ZM205 131V132H206ZM66 132V131H65ZM73 131H68L66 134L72 135ZM79 132V131H78ZM86 133L88 131H85ZM105 132V131H104ZM118 132V131H117ZM115 132V136L116 133ZM135 132V131H134ZM154 132V131H153ZM175 132V131H174ZM202 132V131H201ZM217 132V131H216ZM222 132V131H221ZM230 132V131H229ZM227 132V133H229ZM75 132H73L74 134ZM95 133V132H94ZM97 133V132H96ZM95 133V134H96ZM109 133V132H108ZM143 133V134H144ZM188 133V132H187ZM194 133V132H193ZM212 133V132H211ZM112 134V133H111ZM110 134V135H111ZM138 134V133H137ZM152 134V133H151ZM150 134V135H151ZM158 134V133H157ZM167 134V133H166ZM172 134V133H171ZM186 134V133H185ZM202 134V133H201ZM207 134V133H206ZM11 135V136H9ZM63 136L65 135L62 134ZM77 135V134H76ZM79 135V133H78ZM83 135H85L83 133ZM136 135V133L134 135H132L133 137ZM178 135V134H177ZM197 135V134H196ZM62 136V137H63ZM73 136V135H72ZM107 136V134H106ZM112 136V135H111ZM155 136V135H154ZM161 136V135H160ZM188 136V135H187ZM191 136V135H190ZM198 136V135H197ZM202 136V135H201ZM205 136V135H204ZM215 136V135H214ZM217 136V135H216ZM215 136V137H216ZM65 137V136H64ZM63 137V138H64ZM132 137V138H133ZM142 135H140L139 137L136 138V146L137 148L139 147L137 144L138 142H140L142 140ZM145 137V136H144ZM152 138V136H150ZM158 137V136H157ZM165 137V136H164ZM196 137V136H195ZM209 137V136H208ZM212 137V136H211ZM226 137V136H225ZM62 138V139H63ZM131 138V137H130ZM135 138V137H134ZM174 138V137H173ZM177 138V137H176ZM205 138V137H204ZM214 138V137H213ZM217 138V137H216ZM228 138V137H227ZM232 138V137H231ZM228 139V141L231 140ZM91 139V138H90ZM150 139V138H149ZM160 139V138H159ZM184 139V138H183ZM182 139V140H183ZM209 139H211L209 137ZM218 139V138H217ZM226 140V138L222 137V140ZM55 140V141H54ZM61 141V139H57V141ZM134 140V139H131ZM151 140V139H150ZM163 140V138H162ZM171 140V139H170ZM193 140V139H192ZM218 141V140H214L213 143H209V144H205L206 147L212 146L215 147V149L217 150L216 153H218V157L221 160H225L226 163L228 164V162H230V164L233 167V172L232 170H230L232 172V174L230 175V177H228V173L226 176L228 178L223 176H214L212 174L211 176V172L210 170H212L215 167H210V169L207 167L205 168L204 166V170L205 169H209V174L212 178L213 176L217 179H220L219 177H223L221 181H223L221 184L222 186H218L219 189L217 190L216 194L215 192H212V189L215 188H211V183L208 184L210 186L211 189H209V191L211 193L214 194L213 199H212V204L217 203L222 201V208L225 210V212L227 213V219H229L228 221H230V234H228L229 236H227L226 238V247L227 244H229V252L228 254H231L232 256H236L238 257L235 261V264H264V157L262 158H258L257 153L255 152H242L239 149H237L235 147V145L231 144V143H224L223 141ZM234 140V139H233ZM54 141V142H53ZM56 141V143H57ZM135 141V140H134ZM156 141V140H155ZM181 141V139H180ZM188 141V140H187ZM198 141V140H197ZM208 141V140H207ZM210 141V140H209ZM213 141V139H212ZM211 141V142H212ZM142 142V141H141ZM162 142V141H161ZM171 142V141H170ZM190 142V141H189ZM55 143V145H56ZM133 143V142H132ZM144 143V142H143ZM155 143V142H153ZM180 143V142H179ZM148 144V142H147ZM158 144V143H157ZM162 144V143H161ZM168 144V143H167ZM174 144V143H173ZM176 144V143H175ZM204 144V143H203ZM235 144V142H234ZM251 144V143H250ZM253 144V143H252ZM142 145V144H141ZM155 145V144H152ZM165 145V144H164ZM172 145V144H171ZM185 145V143H184ZM197 145V144H196ZM209 145V146H207ZM51 146V145H50ZM57 146V145H56ZM176 146V145H175ZM198 146V145H197ZM54 147V146H53ZM51 146V148H53ZM172 147V146H171ZM211 147V148H212ZM239 147V146H237ZM248 147V146H247ZM135 148V149H137ZM140 148V147H139ZM154 148V147H153ZM161 148V147H160ZM169 148V147H168ZM191 148V147H190ZM208 148V149H209ZM210 148V149H211ZM250 148V146H249ZM146 149V148H145ZM170 149V148H169ZM168 149V150H169ZM174 149V148H173ZM176 149V148H175ZM194 149V148H193ZM198 149V148H196ZM202 149V148H201ZM206 149V148H204ZM241 149V148H240ZM254 149V148H253ZM47 150V149H46ZM52 150V149H51ZM50 149H48L46 152L49 154L51 151ZM55 150V149H54ZM58 149L56 148V151ZM138 150V149H137ZM148 150V149H147ZM166 150V149H165ZM185 150V149H184ZM190 150V149H189ZM192 150V149H191ZM214 150V148L212 149ZM243 150V149H242ZM55 151V152H56ZM143 151V150H142ZM159 151V150H158ZM181 151V149H180ZM199 151V150H198ZM246 151V150H245ZM53 152V151H51ZM138 152V151H137ZM152 152V151H151ZM156 152V151H155ZM185 152V151H184ZM192 152V151H191ZM197 152V151H196ZM208 152H213V151H209ZM207 152V153H208ZM215 152V151H214ZM46 153V154H47ZM164 153V151L162 152V154ZM51 154V153H50ZM146 154V153H145ZM158 153H155V155ZM165 154V153H164ZM189 154V153H188ZM191 154V153H190ZM212 154V153H211ZM54 155V154H52ZM49 155V156H52ZM101 155V154H100ZM103 155V154H102ZM136 155V154H135ZM173 155V154H171ZM176 155V154H175ZM185 155V154H184ZM208 155V154H207ZM213 155V154H212ZM181 156V155H180ZM187 156V154H186ZM204 156V155H203ZM202 156V157H203ZM211 156V155H210ZM217 156V155H216ZM38 157V156H37ZM46 157V155H45ZM53 157V156H52ZM83 157V156H82ZM81 157V158H82ZM98 157V156H97ZM136 157V156H135ZM139 157V156H138ZM153 157V156H152ZM151 157V158H152ZM164 157V156H163ZM185 157V156H183ZM182 157V158H183ZM212 157V156H211ZM44 158V157H43ZM49 157H47L48 159ZM51 158V157H50ZM103 158V157H102ZM132 158V157H131ZM130 158V159H131ZM142 158V157H141ZM147 158V156H146ZM168 158V157H167ZM174 158V157H172ZM196 158V157H195ZM201 158V157H200ZM205 158V157H204ZM203 158V159H204ZM215 157L213 156V159ZM217 158V157H216ZM93 159V158H92ZM129 159V158H128ZM175 159V158H174ZM209 159V158H208ZM207 159V160H208ZM45 160V159H44ZM43 160V162H45ZM49 160V159H48ZM52 160V161H51ZM50 160V164L53 163V158H51ZM86 160V159H85ZM88 160V159H87ZM96 160V159H95ZM154 160V159H153ZM172 160V159H171ZM176 160V159H175ZM181 160V159H180ZM185 160V159H184ZM192 160V159H191ZM195 160V159H194ZM193 160V162H194ZM200 160V159H199ZM210 160V159H209ZM208 160V161H209ZM218 160V158H217ZM219 160V162H220ZM36 161V160H35ZM42 161V160H41ZM58 161V160H57ZM105 161V160H104ZM127 161V160H126ZM134 161V159H133ZM136 161V160H135ZM141 161V160H140ZM160 161V159H159ZM164 161V159H163ZM198 161V160H197ZM204 161V160H203ZM24 162V163H25ZM34 162V161H32ZM89 162V160H88ZM93 162V161H92ZM111 162V161H110ZM173 162V161H172ZM192 162V163H193ZM213 162L211 165L215 164V161H210ZM208 162V163H210ZM223 162V161H222ZM31 163V162H30ZM42 163V162H41ZM49 163V162H48ZM79 163V162H78ZM97 163V162H96ZM99 163V162H98ZM108 163V162H107ZM135 163V162H134ZM148 163V162H147ZM183 163V162H182ZM189 163V162H187ZM185 163V164H187ZM197 167L198 163L200 164V161L196 162ZM201 163H203L201 161ZM207 163V164H208ZM217 163V162H216ZM26 164V163H25ZM35 164V163H34ZM37 164V163H36ZM35 164V165H36ZM110 164V163H109ZM114 164V163H113ZM125 164V163H124ZM130 164V163H129ZM162 164V163H161ZM169 164V163H168ZM179 164V163H178ZM206 164V165H207ZM221 164V162H220ZM225 164V163H224ZM221 164V165H224ZM42 165V164H41ZM44 165V164H43ZM56 165V164H55ZM59 165V164H58ZM89 165V164H88ZM95 165V164H94ZM102 165V164H101ZM121 165V164H120ZM131 165V164H130ZM148 165V164H147ZM150 165V164H149ZM155 164H153L154 166ZM195 165V166H196ZM203 165V164H202ZM205 165V166H206ZM217 165V164H215ZM213 165V166H215ZM47 166H49L47 164ZM54 166V165H53ZM57 166V165H56ZM80 166V165H79ZM115 166V165H114ZM177 166V165H176ZM186 166V165H185ZM191 166V165H189ZM219 167V165H217ZM51 167V166H50ZM55 167V166H54ZM84 167V166H83ZM107 167V166H106ZM122 167V166H121ZM180 167V166H179ZM183 167V166H182ZM201 167V166H200ZM222 167V166H220ZM224 167V166H223ZM231 167V166H230ZM65 168V167H64ZM105 168V167H104ZM111 168V167H110ZM114 168V167H113ZM144 168V167H143ZM151 168V167H150ZM171 168V167H170ZM187 168V167H186ZM212 168V169H211ZM75 169V168H74ZM83 169V168H82ZM87 169V168H86ZM97 169V168H95ZM137 169V168H136ZM135 169V170H136ZM145 169V168H144ZM157 169V168H156ZM180 169V168H179ZM227 169V167L225 168V170ZM237 169V170H236ZM102 170V169H101ZM128 170V169H127ZM131 170V169H130ZM148 170V169H147ZM167 170V169H166ZM197 172V168L194 169ZM198 170H201V168H199ZM202 169V171H204ZM223 170V169H222ZM35 171V170H34ZM86 171V170H85ZM89 171V169H88ZM100 171V170H99ZM104 171V170H103ZM110 171V170H109ZM156 171V170H155ZM208 171V170H205ZM204 171V172H205ZM219 171L220 168H219ZM219 171H217L219 173ZM57 172V171H55ZM60 172V171H59ZM98 172V171H97ZM124 172V171H123ZM150 172V171H149ZM162 172V171H161ZM168 172V171H167ZM177 172V171H176ZM199 172V171H198ZM216 174V171H214ZM225 172V171H224ZM224 172L222 173L224 175ZM229 172V171H228ZM53 173V172H52ZM63 173V172H62ZM67 173V171L65 172ZM129 173V172H128ZM148 173V172H147ZM189 173V172H188ZM200 173V172H199ZM213 173V172H212ZM221 173V172H220ZM227 173V172H226ZM59 174V173H58ZM81 174V172H80ZM96 174V173H95ZM107 174V173H106ZM127 174V173H126ZM131 174V173H130ZM135 174V173H134ZM137 174V173H136ZM135 174V175H136ZM139 174V173H138ZM174 174V173H173ZM179 174V173H178ZM177 174V175H178ZM202 175V173H200ZM204 174V173H203ZM220 174V175H222ZM239 174V181H238V185L236 188V191L234 192L233 195L229 196V190L232 188L231 187V181L235 178L236 175ZM39 175V174H38ZM52 175H55L54 173ZM61 175V174H60ZM77 175V174H76ZM93 175V173H92ZM97 175V174H96ZM122 175V174H121ZM170 175V173H169ZM181 175V174H180ZM189 175V174H188ZM196 177L198 175V173L194 174ZM193 175V176H194ZM41 176V175H40ZM59 176V175H58ZM67 176V175H66ZM71 176V175H70ZM83 176V175H82ZM143 176V175H142ZM184 176V175H183ZM190 176V175H189ZM194 176V177H195ZM200 176V175H199ZM204 176V175H203ZM23 177V176H22ZM36 177V176H35ZM49 177V176H48ZM90 177V175H89ZM88 177V178H89ZM100 177V176H99ZM114 177V176H113ZM125 177V176H124ZM134 177V176H133ZM155 177V176H154ZM188 177V176H187ZM201 177V176H200ZM206 177V176H205ZM32 178V177H31ZM42 178V177H41ZM57 178V177H56ZM55 178V179H56ZM60 178V177H59ZM62 178V177H61ZM64 178V177H63ZM69 178V177H67ZM66 178V180H67ZM77 178V177H76ZM95 178V177H94ZM97 178V177H96ZM105 178V177H104ZM128 178V177H127ZM145 178V177H144ZM152 178V177H151ZM191 179V177H189ZM193 178V177H192ZM199 178V177H197ZM24 179V178H23ZM30 179V178H29ZM45 179V177H44ZM75 179V178H74ZM81 179V178H80ZM106 179V178H105ZM125 179V178H124ZM130 179V178H129ZM154 179V178H153ZM163 179V178H162ZM167 179V178H165ZM171 179V178H170ZM185 179L186 176H185ZM184 179V180H185ZM195 179V178H194ZM201 179V178H199ZM198 179V180H199ZM206 179V178H205ZM214 179V178H213ZM60 180V179H59ZM70 180V179H69ZM76 180V179H75ZM95 180V179H94ZM123 180V179H122ZM133 180V179H132ZM137 180V179H136ZM142 180V179H141ZM178 180V179H177ZM204 180V178L202 179ZM200 180V181H202ZM215 180V179H214ZM212 180V181H214ZM219 180V181H220ZM80 181V180H79ZM126 181V180H125ZM140 181V180H139ZM168 181V180H167ZM171 181V180H170ZM188 181V179H187ZM193 181V180H192ZM195 181L192 182L194 183L193 185L195 186ZM199 181V182H200ZM206 181V180H205ZM211 181V178L210 180ZM217 181V180H216ZM220 181V182H221ZM52 182V181H51ZM64 182V181H63ZM68 182V181H67ZM76 182V181H75ZM87 182V181H86ZM85 182V183H86ZM94 182V181H93ZM92 182V183H93ZM97 182V181H95ZM111 182H113L111 180ZM127 182V181H126ZM125 182V183H126ZM163 182V180H162ZM174 182V181H173ZM36 183V182H35ZM50 183V182H49ZM55 183V182H54ZM53 183V184H54ZM100 184V182H97ZM103 183V182H102ZM144 183V182H142ZM176 183V182H175ZM191 183V184H192ZM197 183V182H196ZM201 183V182H200ZM203 184V181L202 183ZM215 183V182H213ZM219 183V182H218ZM218 183L216 182V184L218 185ZM52 184V183H51ZM60 184V183H59ZM94 184V183H93ZM98 184V185H99ZM119 184H121L119 182ZM134 184V183H133ZM138 184V183H137ZM140 184V183H139ZM162 184V183H161ZM211 184V185H210ZM216 184H214L215 186L212 187H216ZM39 185V184H38ZM37 185V186H38ZM42 185V184H40ZM49 185V184H48ZM55 185V184H54ZM58 185V184H57ZM77 185V184H76ZM86 185V184H85ZM104 185V184H103ZM147 185V184H146ZM151 185V184H150ZM160 185V184H159ZM163 185V184H162ZM165 185V184H164ZM176 185V184H175ZM182 185V184H181ZM198 185V186H199ZM204 185H207V183ZM227 185V189L226 186ZM28 186V185H27ZM53 186V185H52ZM52 186L49 185V187L52 188ZM88 186V185H87ZM190 186V185H189ZM202 186V185H201ZM199 186V187H201ZM31 187V186H30ZM48 186H46L47 188ZM48 187L47 190L50 191V188ZM63 187V186H62ZM74 187V186H73ZM144 187V186H143ZM166 187V186H165ZM174 187V186H172ZM183 187V186H182ZM193 187V186H191ZM197 187V186H196ZM197 187V189L199 188ZM206 187V186H205ZM202 186V188H205ZM208 187V186H207ZM45 188V189H46ZM70 188V187H68ZM110 188V187H109ZM149 188V187H148ZM147 188V189H148ZM151 188V187H150ZM171 188V187H170ZM187 188V186H186ZM185 188V190H187ZM209 188V187H208ZM207 188V189H208ZM20 189V188H19ZM44 189V190H45ZM104 189V188H103ZM113 189V188H112ZM141 189V188H140ZM161 189V188H160ZM174 189V188H173ZM43 190V191H44ZM60 190V189H59ZM57 190V191H59ZM78 190V189H77ZM90 190V189H89ZM119 190V189H118ZM122 190V189H121ZM154 190V189H153ZM168 190V189H167ZM175 190V189H174ZM173 190V191H174ZM184 190V191H185ZM191 190V188H190ZM195 190V188H194ZM202 190V189H201ZM205 190V189H204ZM212 190V191H211ZM228 190V191H227ZM235 190V189H234ZM25 191V190H24ZM39 191V189H38ZM54 191V188H53ZM91 191V190H90ZM104 191V190H102ZM108 191V190H107ZM110 191V190H109ZM113 191V190H112ZM133 191V190H132ZM157 191V190H156ZM161 191V190H160ZM164 191V190H163ZM170 191V190H169ZM172 191V190H171ZM206 191V190H205ZM26 192V191H25ZM46 192V190L44 191V193ZM51 192V191H50ZM56 192V191H55ZM80 192V191H79ZM115 192V191H114ZM149 192V191H148ZM166 192V191H165ZM195 192V191H194ZM204 192V191H203ZM209 192V193H210ZM41 193V194H44ZM48 193V192H47ZM119 193V192H118ZM129 193V192H128ZM134 193V192H133ZM152 193V192H151ZM157 193V192H156ZM169 193V192H168ZM174 193V192H173ZM196 193V192H195ZM194 193V194H195ZM201 193V192H200ZM208 193V190L206 191V194ZM241 193H243V196H241ZM53 194V193H52ZM115 194V193H114ZM131 194V192H130ZM160 194V193H159ZM186 194V193H185ZM205 194V195H206ZM31 195V194H30ZM40 195V194H39ZM46 195V194H45ZM50 195V194H47ZM59 195V194H58ZM120 195V194H119ZM122 195V194H121ZM128 195V194H127ZM137 195V194H136ZM148 195V194H147ZM150 195V194H149ZM166 195H171V194H166ZM179 195V194H178ZM176 195V196H178ZM196 195V194H195ZM195 195L193 198H195ZM200 195V194H199ZM208 195V194H207ZM207 195L205 196L206 198ZM210 195V194H209ZM38 196V195H37ZM55 196V195H54ZM93 196V195H92ZM172 196V195H171ZM186 196V195H185ZM197 196H198V192H197ZM203 196V194L201 195ZM58 197V196H57ZM73 197V196H72ZM75 197V196H74ZM135 197V196H134ZM157 197V196H156ZM189 197V196H188ZM200 197V196H198ZM211 197V195H210ZM209 197V198H210ZM36 198V197H34ZM46 198V197H45ZM71 198V197H70ZM69 198V199H70ZM155 198V197H154ZM172 198V197H171ZM192 198V199H193ZM202 198V197H201ZM206 198H202V200L206 199ZM24 199V198H23ZM144 199V198H143ZM159 199V198H158ZM163 199L160 197V200ZM191 199V198H190ZM198 199V198H197ZM57 200V199H56ZM167 200V199H166ZM196 200V199H195ZM194 200V201H195ZM201 199L199 201H201L203 203ZM209 200V199H208ZM211 200V199H210ZM24 201V200H22ZM28 201V200H26ZM41 201V199H40ZM147 201V200H146ZM187 201V199H186ZM190 201V200H188ZM21 202V201H20ZM32 202V201H31ZM34 202V201H33ZM44 202V201H43ZM48 202V201H47ZM59 202V201H58ZM154 202V201H153ZM164 202V201H163ZM170 202V200L168 201ZM178 202V201H177ZM176 202V203H177ZM193 204V201H191ZM205 202V201H204ZM210 202V201H209ZM22 203V202H21ZM61 203V201H60ZM66 203V202H65ZM173 203V202H171ZM184 203V202H183ZM207 203V200H206ZM16 204V203H15ZM43 204V203H42ZM47 204V203H46ZM54 204V203H52ZM148 204V203H146ZM153 204V203H151ZM161 204V203H160ZM175 204V203H173ZM179 204V203H178ZM185 204V203H184ZM188 205L191 203H187ZM196 204V203H195ZM200 204V202H199ZM199 204L197 207H199ZM204 204V203H203ZM209 205H211V203H208ZM207 204V205H208ZM27 205V204H26ZM49 205V204H48ZM94 205V204H93ZM96 205V204H95ZM142 205V204H141ZM158 205V204H157ZM168 205H170L168 203ZM177 205V204H176ZM187 205V206H188ZM194 205V204H193ZM197 205V204H196ZM202 205V204H201ZM200 205V206H201ZM205 206V209H207L208 206ZM30 206V204H29ZM37 206V205H36ZM44 205H42L43 207ZM47 206V205H46ZM56 206V205H55ZM135 206V205H134ZM147 206V205H145ZM144 206V207H145ZM173 206V205H172ZM182 206V205H181ZM185 206V205H183ZM187 206L183 207L186 208ZM212 206V205H211ZM210 206V207H211ZM19 207V206H17ZM22 207V206H20ZM142 207V206H141ZM160 207V206H159ZM158 207V208H159ZM168 207V206H167ZM176 206H174V208L172 207V209L176 210L175 208ZM179 207V205H178ZM177 207V210H178ZM191 207V206H189ZM195 207V206H192ZM191 207V208H192ZM204 207V206H203ZM27 208V207H25ZM41 208V207H40ZM169 208L171 209V206H169ZM188 208V207H187ZM196 208V207H195ZM202 208V207H201ZM24 209V208H23ZM31 209V208H30ZM38 209V208H37ZM54 209V208H53ZM144 209V208H143ZM146 209H148L146 207ZM182 209V208H181ZM179 209V210H181ZM194 209V208H193ZM200 209V207L198 208V210ZM210 209V208H209ZM208 209V210H209ZM15 210V209H14ZM27 210V209H26ZM25 210V211H26ZM142 210V209H141ZM161 210V209H160ZM164 210V209H163ZM167 210H169L167 208ZM176 210V211H177ZM191 210H189L190 214H191ZM196 210V209H195ZM193 210V211H195ZM203 210V212L205 213V211ZM20 211V210H19ZM23 211V210H22ZM32 211V210H31ZM143 211V210H142ZM146 211V210H145ZM165 211V210H164ZM163 211V212H164ZM185 213H188L185 210ZM200 211V210H199ZM13 212V211H12ZM16 212V211H15ZM30 212V211H28ZM36 212V211H35ZM134 212V211H133ZM171 213L173 211H170ZM169 212V213H170ZM202 212V211H200ZM21 213V212H20ZM23 213V212H22ZM148 213V212H146ZM179 213V212H178ZM184 213V212H183ZM203 213V214H204ZM5 214V213H4ZM8 214V213H7ZM13 214V213H12ZM37 214V212H36ZM144 214V213H143ZM164 214V213H162ZM167 214V213H165ZM164 214V216H165ZM174 214V213H173ZM177 214V213H176ZM189 214V213H188ZM187 214V215H188ZM194 214V213H193ZM199 215H203L202 213H198ZM209 214V213H208ZM23 215V214H22ZM32 215V214H31ZM30 215V216H31ZM34 215V214H33ZM133 215V214H132ZM155 215V214H154ZM180 215V214H179ZM184 215V214H183ZM181 215V216H183ZM192 215V214H191ZM189 215V217L191 216ZM197 215V211L196 214ZM192 215V216H195ZM6 216V215H5ZM4 216V217H5ZM8 216V215H7ZM6 216V218H7ZM46 216V215H45ZM54 216V215H53ZM51 216V218L53 217ZM136 216V215H135ZM169 216V215H168ZM173 218L175 217L174 215H172ZM171 216V217H172ZM178 216V215H177ZM186 217V215H184ZM183 216V217H184ZM198 216V215H197ZM214 216V214H213ZM224 216V215H223ZM14 217V216H13ZM133 217V216H131ZM143 217V216H142ZM156 217V216H154ZM162 217V216H161ZM188 217V216H187ZM188 217V219H189ZM12 218V217H11ZM25 217H23L24 219ZM49 218V217H48ZM50 218V219H51ZM55 218V217H54ZM53 218V219H54ZM111 218V217H110ZM113 218V217H112ZM152 218V217H151ZM166 218H170L167 217ZM191 218V217H190ZM193 218V217H192ZM191 218V219H192ZM200 218V217H199ZM198 218V219H199ZM209 218V217H208ZM223 218V217H222ZM8 219V218H7ZM17 219V218H16ZM53 219L49 220L52 221ZM118 219V218H117ZM162 219V218H160ZM164 219V218H163ZM181 219V218H179ZM187 219V220H188ZM194 219V218H193ZM192 219V220H193ZM196 217V220H198ZM210 219V218H209ZM56 220V219H54ZM111 220V219H110ZM148 220V219H147ZM170 220H173L170 218ZM183 220V219H182ZM186 220V219H185ZM191 220V221H192ZM5 221V220H4ZM16 221V220H15ZM45 221V220H44ZM47 221V222H49ZM118 221V220H117ZM121 221V220H119ZM156 221V220H155ZM169 221V219H168ZM167 221V222H168ZM181 221V220H180ZM190 221V222H191ZM195 221V220H194ZM192 221V225L193 222ZM42 222V223H47ZM53 222V221H52ZM50 222V225H52ZM130 222V221H129ZM150 222V221H149ZM153 222V221H152ZM164 222V221H163ZM166 222V221H165ZM186 222V221H184ZM55 223V222H54ZM53 223V225H54ZM109 223V222H108ZM117 223V222H116ZM120 223V222H119ZM123 223V222H122ZM159 223V222H158ZM173 223V222H172ZM182 223V222H181ZM195 223V222H194ZM48 224V223H47ZM105 224V223H104ZM107 224V223H106ZM105 224V225H106ZM135 224V223H134ZM157 224V223H156ZM170 224V222L168 223ZM167 224V225H168ZM42 225V224H41ZM44 227H47L48 225L44 224ZM57 225V224H56ZM110 225V224H109ZM117 225V224H116ZM131 225V224H130ZM136 225V224H135ZM139 225V224H138ZM155 225V224H154ZM181 225V224H180ZM188 225V224H187ZM191 225V226H192ZM43 226V225H42ZM42 226H39V230L40 233H43L44 230H48L45 229L43 231H41L40 228H42ZM132 226V225H131ZM140 226V225H139ZM165 226V225H164ZM177 226V225H176ZM185 226V225H184ZM50 228V226H48ZM53 227V226H52ZM121 227V226H120ZM148 227V226H147ZM178 227V226H177ZM187 227V226H186ZM206 227V225H205ZM37 228V227H35ZM58 227H54L53 229H55ZM137 228V227H136ZM167 228V227H166ZM170 228V227H169ZM168 228V229H169ZM188 228H190L188 226ZM223 228H226L225 226ZM43 229V228H42ZM52 229V228H51ZM52 229V230H53ZM111 229V228H109ZM116 229V228H115ZM145 229V228H144ZM38 230V229H37ZM51 230V231H52ZM133 230V229H132ZM139 230V229H138ZM148 230V229H147ZM150 230V229H149ZM164 230V229H163ZM166 230V229H165ZM221 230V229H220ZM224 230V229H223ZM222 230V231H223ZM50 231V232H51ZM140 231V230H139ZM158 231V230H157ZM167 231V230H166ZM181 231V230H179ZM228 231V230H227ZM226 231V232H227ZM39 232V231H38ZM48 232V231H47ZM138 232V231H137ZM149 232V231H148ZM151 232V231H150ZM174 232V231H173ZM224 232V233H226ZM155 233V232H154ZM158 233V232H157ZM156 233V234H157ZM162 233V232H161ZM165 233V232H164ZM178 233V232H177ZM195 233V232H194ZM137 234V233H136ZM135 234V235H136ZM170 234V233H168ZM181 234V232H180ZM144 235V234H143ZM159 235V234H158ZM166 235V234H165ZM172 235V234H170ZM195 235V234H193ZM152 236V235H151ZM210 236V235H209ZM155 237V236H154ZM175 237V236H174ZM194 237V236H192ZM136 238V237H135ZM144 237H142L143 239ZM166 238V237H165ZM170 238V237H169ZM191 237H189L190 239ZM205 238V237H204ZM223 238V237H222ZM225 238V237H224ZM138 239V238H137ZM140 239V237H139ZM150 239V238H149ZM180 239V238H179ZM192 239V238H191ZM197 239V238H196ZM148 240V239H146ZM193 240V239H192ZM195 240V239H194ZM204 240V239H202ZM209 240V239H208ZM144 241V240H143ZM182 241V240H180ZM191 241V240H190ZM206 241V240H205ZM223 241V240H222ZM225 241V240H224ZM223 241V242H224ZM132 242V241H131ZM177 242V241H175ZM187 242V241H186ZM181 243V242H180ZM189 243V242H187ZM212 243V242H211ZM132 244V243H131ZM193 244V243H192ZM203 244V243H202ZM213 244V243H212ZM220 244V243H219ZM224 244V243H223ZM231 244V245H230ZM171 245V244H170ZM189 245V244H188ZM137 245H135V247H131L130 249V257H138V255L140 256V253L142 251H140L141 249L136 247ZM162 246V245H160ZM174 246V245H171ZM225 246V245H224ZM127 247V245H126ZM130 247V246H129ZM184 247V245H183ZM204 247V246H203ZM202 247V248H203ZM165 248V247H164ZM182 248V247H181ZM185 248V247H184ZM212 248V247H211ZM223 248V247H222ZM145 249V248H144ZM206 249V248H205ZM204 249V250H205ZM217 249V248H216ZM47 250L49 256L54 254L55 252H57L56 248H47L45 249ZM44 250V251H45ZM157 250V249H156ZM155 250V256L157 257V259H159V261H157V264H168L166 263L168 260L167 258L164 259L167 260L166 262H163L158 256H163L162 251L159 249L156 251ZM165 250V249H164ZM173 250V248H172ZM185 250V249H184ZM227 250V249H225ZM151 251V250H150ZM154 251V250H153ZM166 251V250H165ZM178 251V250H177ZM181 251V250H180ZM180 251H178L179 253H181ZM206 251V250H205ZM217 251V250H216ZM19 251H17L18 253ZM22 252V251H20ZM43 251H36V253H34L35 256H40L41 253ZM46 252V251H45ZM43 252V253H45ZM121 252V250H120ZM172 252V251H171ZM176 252V251H175ZM183 252V249H182ZM196 252V250H195ZM208 252V251H207ZM213 252V251H212ZM28 253V252H27ZM123 253V251H122ZM129 253V254H130ZM166 253V252H165ZM170 253V252H169ZM168 253V254H169ZM217 253V252H216ZM20 254V253H19ZM23 254V253H22ZM176 254L175 257H177L178 253H174ZM173 254V256H174ZM190 254V253H189ZM188 254V255H189ZM194 254V252H193ZM192 254V255H193ZM199 254V253H198ZM203 254V253H202ZM201 254V255H202ZM207 254V253H206ZM214 254V253H213ZM142 255V254H141ZM171 255V253L169 254ZM196 255V254H195ZM193 255V256H195ZM223 255V254H222ZM231 255H229L231 257ZM165 256V255H164ZM197 256V255H196ZM195 256V257H196ZM200 256V254H199ZM225 256V255H224ZM224 256L218 260H216L214 262V264H230L228 261L227 256ZM21 257V255H20ZM119 257V255H118ZM188 257V256H186ZM192 257V256H191ZM197 260V258H199L197 260V263L199 264H212L210 263V261L208 263H205L206 258L205 256L201 257L202 259L205 258V260L202 263V259L200 257L195 258ZM212 257V256H211ZM214 257V255H213ZM37 257H35V259L32 261V263L30 264H39L38 259H36ZM53 258V257H52ZM141 258V257H140ZM143 258V257H142ZM148 258V257H147ZM143 258L144 260H141L142 264H148L149 262L146 261L148 259ZM153 258V257H152ZM185 258V256H184ZM31 259V258H30ZM119 258H117V256H114L113 258H109L107 257L106 260H104L109 264H123L126 262H123V258H121V260H123L121 262H119L118 260ZM130 259V258H129ZM163 259V260H164ZM192 259V258H191ZM201 259V260H200ZM208 259V258H207ZM233 259V258H232ZM50 260V259H49ZM150 260V259H149ZM173 260V259H171ZM183 260V258H182ZM185 260H187L185 258ZM193 260V259H192ZM200 260V261H199ZM209 260V259H208ZM210 260H213L212 258ZM234 260V259H233ZM54 260H52L53 263ZM146 261V262H145ZM199 261V262H198ZM47 262V261H46ZM67 262V261H66ZM66 262L63 261H55L54 264H67ZM134 262V261H132ZM171 262V261H168ZM185 262V261H184ZM189 262V260L187 261ZM213 262V261H212ZM50 263V261H49ZM47 262V264H49ZM195 263V262H194ZM51 264V263H50ZM129 264V263H126ZM170 264V263H169ZM184 264V263H183ZM187 264V263H186ZM189 264V263H188ZM192 264V263H191Z\"/></svg>",
  "mask_w": 264,
  "mask_h": 264
},
{
  "label": "snow or ice",
  "instance_id": "3",
  "mask_svg": "<svg viewBox=\"0 0 264 264\" xmlns=\"http://www.w3.org/2000/svg\"><path fill=\"white\" fill-rule=\"evenodd\" d=\"M241 196H243V193H241Z\"/></svg>",
  "mask_w": 264,
  "mask_h": 264
}]
</instances>
